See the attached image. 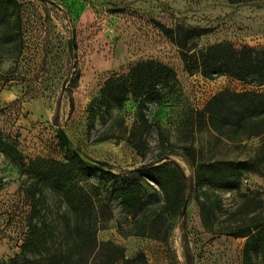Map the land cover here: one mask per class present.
Here are the masks:
<instances>
[{
  "label": "rangeland",
  "instance_id": "obj_1",
  "mask_svg": "<svg viewBox=\"0 0 264 264\" xmlns=\"http://www.w3.org/2000/svg\"><path fill=\"white\" fill-rule=\"evenodd\" d=\"M16 1L20 27L0 19V135L24 163L0 148V264H243L246 238L208 232L197 198L223 200L221 222L248 190L264 198V169L228 164L254 159L264 136L231 142L200 113L225 89L264 92V80L188 72L164 28H205L196 39L199 48L228 42L261 50L264 1ZM150 59L174 68L177 79L147 100L148 123L142 125L136 96L120 105L112 97L102 101V91L113 77L127 82L131 69ZM61 130L82 158L114 174L139 177L149 166L176 168L185 183L182 213L170 219L173 206L151 197L156 191L163 197V191L150 181L142 210L166 221L159 231L134 234L135 216L111 196L113 177L69 159ZM41 159L69 163L78 198H84L81 215L37 175ZM214 167L229 180L240 175V188L208 181L204 173Z\"/></svg>",
  "mask_w": 264,
  "mask_h": 264
},
{
  "label": "trees",
  "instance_id": "obj_2",
  "mask_svg": "<svg viewBox=\"0 0 264 264\" xmlns=\"http://www.w3.org/2000/svg\"><path fill=\"white\" fill-rule=\"evenodd\" d=\"M251 1L264 0H230L232 3ZM0 19L5 21L9 19L13 22V26L20 27V9L16 0H0ZM164 30L178 46L184 67L188 72L200 71L208 78L229 75L242 80L247 78L264 80V49L256 50L251 47L239 49L228 42L199 48L196 39L207 32L205 28L179 24L176 28H164ZM121 79L113 77L109 80L102 91V101H108L112 97L121 105L130 94L136 96L140 100L139 119L142 125H146L148 123L145 114L147 100L153 97L160 85H168L176 81L177 74L171 66L150 59L135 65L129 73L127 82H122ZM96 102L97 100L93 102L92 108ZM200 114L202 121L219 136L231 142L242 143L245 140L264 136V92H236L225 89L215 95ZM0 148L10 154L17 163L21 165L24 163L21 152L12 144L5 142L1 135ZM67 154L69 159L74 160L69 151ZM38 162L41 165L38 166L37 175L51 183L65 197L67 204L81 215L86 210L84 198H78L75 187L76 178L73 171L68 169L69 163L43 159ZM228 164L240 170L247 169L249 165L252 168L264 169V142L258 147L254 159H234L228 161ZM81 167L86 168L90 173L98 172L97 169L85 167L84 164H81ZM104 174L114 179L111 196L120 199L128 213L135 216L133 233L136 235H148L153 230L159 231L166 221V217L162 214H157L154 219H151L142 210L147 194L146 184L150 185V181L155 182L163 191V197L158 191L151 197L156 201H163L164 208L173 206L172 211H169L170 219L183 211L186 200L185 183L178 176L177 169L171 168L168 164L145 167L139 171V177L132 175L129 171L121 174L104 171ZM200 176L201 171L198 173V178ZM204 177L220 188H240V175L234 176V180H229L227 176H223L218 167L210 168L204 173ZM217 177H220L221 181L216 180ZM259 195V192L253 193L249 190L244 193L241 203L236 208L230 211L226 209L230 214L225 222L220 221V214L224 211L223 200L197 198L201 218L208 232L246 238L243 247V264H264V198ZM36 197L37 193L33 192L31 198L34 201V211L37 210ZM30 225L33 229L38 228L33 220ZM25 249L27 251V246H24V252Z\"/></svg>",
  "mask_w": 264,
  "mask_h": 264
},
{
  "label": "water",
  "instance_id": "obj_3",
  "mask_svg": "<svg viewBox=\"0 0 264 264\" xmlns=\"http://www.w3.org/2000/svg\"><path fill=\"white\" fill-rule=\"evenodd\" d=\"M60 137L63 141V143L66 145L67 147V150L74 156L76 157L82 164L86 165V166H89V167H92L94 169H97V170H101V171H105V172H110L111 170H108L106 168H104L102 165L100 164H95V163H91V162H88L87 160H85L84 158H82L81 154L75 150L73 147H72V144L68 138V136L65 134L64 131H60Z\"/></svg>",
  "mask_w": 264,
  "mask_h": 264
}]
</instances>
